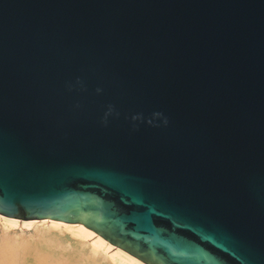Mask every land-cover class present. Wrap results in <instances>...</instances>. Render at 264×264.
I'll list each match as a JSON object with an SVG mask.
<instances>
[{"label":"water","instance_id":"1","mask_svg":"<svg viewBox=\"0 0 264 264\" xmlns=\"http://www.w3.org/2000/svg\"><path fill=\"white\" fill-rule=\"evenodd\" d=\"M0 214L264 264V0H0Z\"/></svg>","mask_w":264,"mask_h":264},{"label":"bare ground","instance_id":"2","mask_svg":"<svg viewBox=\"0 0 264 264\" xmlns=\"http://www.w3.org/2000/svg\"><path fill=\"white\" fill-rule=\"evenodd\" d=\"M0 219L3 221L5 227H14L18 225L25 228H29L31 226H43L44 229L42 231H36L37 234L35 235V237H37L40 241L37 243L35 249H40L41 252H43L44 248L46 247H64L65 245L63 244L62 240L64 237L59 234H62L63 231H65L64 233L68 232L71 234V236L89 243L92 253L95 256L103 254L114 264H147L126 250L112 244L85 224L68 223L52 219H19L11 218L2 214H0ZM3 236L6 238V240H0V250L3 249L6 251V255H4L3 259L1 260V264H20V262L22 264H28L26 261L28 259L26 256L27 253L22 252L19 254L18 250L15 248H21V245L29 246V244H27L26 241L13 236V240L17 244V246H15L9 242V239H12L10 234L7 235L5 233ZM47 256L48 254L44 253L43 255L37 257V261L45 262L44 264H56L54 263V260L53 262L48 263ZM57 260L58 261H55L57 264L62 263L59 259Z\"/></svg>","mask_w":264,"mask_h":264},{"label":"rangeland","instance_id":"3","mask_svg":"<svg viewBox=\"0 0 264 264\" xmlns=\"http://www.w3.org/2000/svg\"><path fill=\"white\" fill-rule=\"evenodd\" d=\"M43 229V226H31L29 228H25L18 225L14 227H5L3 221L0 219V240H6V238L3 236L6 233L7 235L10 234L12 239H9V242L15 246H17V244L13 240L14 237L26 241L29 246L21 245V248L16 247L15 249L18 250L19 254L22 252L27 253L26 256L28 259L26 261L28 264H44L45 262L37 261V257L43 255L44 253L48 254V263L53 262L54 260V263L57 264L55 261H58L57 259H59L60 262H62L61 264H114L103 254L95 256L92 253L89 243L71 236V234L68 232L64 233L65 231H63L62 234H59L64 237L62 238L63 244L65 245L64 247H46L44 248V251L41 252L40 249H35L37 243L40 242L39 239L35 237V235L37 234L36 231H42ZM4 255H6V251L3 249L0 250V264ZM20 264L22 263L20 262Z\"/></svg>","mask_w":264,"mask_h":264}]
</instances>
